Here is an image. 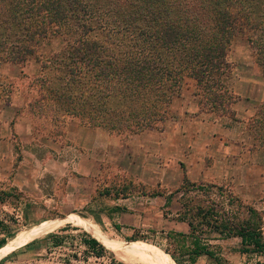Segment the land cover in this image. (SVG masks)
Wrapping results in <instances>:
<instances>
[{"label":"trees","instance_id":"obj_1","mask_svg":"<svg viewBox=\"0 0 264 264\" xmlns=\"http://www.w3.org/2000/svg\"><path fill=\"white\" fill-rule=\"evenodd\" d=\"M262 4L264 0H0V65L33 60L40 71H64L57 77L62 83L51 88L65 104L64 112L118 134L158 128L185 77L194 81L202 110L233 120L231 104L237 96L224 81L233 68L229 42L236 33L247 35L264 73ZM52 38L64 44L42 53ZM40 81L45 84L48 77ZM48 100L39 95L28 104L41 110ZM262 108L264 103L250 121L264 113ZM260 126L264 129L256 121L255 127ZM259 137L254 136L261 143ZM208 184L215 185L184 178L175 190ZM227 204L225 209L221 201L197 204L194 210L183 204L179 219L188 231L180 234L191 237L190 261L213 255L200 236L202 225L219 237H238L241 252L264 254V210L232 198ZM88 232L92 236L81 237L85 244L107 248L97 233ZM48 236L60 240L57 233ZM4 241L0 238V247Z\"/></svg>","mask_w":264,"mask_h":264},{"label":"rangeland","instance_id":"obj_2","mask_svg":"<svg viewBox=\"0 0 264 264\" xmlns=\"http://www.w3.org/2000/svg\"><path fill=\"white\" fill-rule=\"evenodd\" d=\"M262 10L264 4L262 7L259 5V11ZM249 36H254V33ZM48 43L41 49L42 53L59 50L64 44L59 38H52ZM228 59L233 65L229 76L224 78L228 88L232 91V86L241 81V87L238 88L241 96L246 93L252 101L259 100L263 94L264 73L256 62L255 51L247 35L236 33L231 37ZM58 75H64V71H40L33 60L24 65L10 62L0 65V96H3L2 88L12 92L10 94L13 102L16 106L19 105L20 120L27 123L31 136L38 138L39 143L46 142L47 138H53V133L60 135L55 136L57 140H64V131L69 120L78 121L75 117L66 114L65 104L54 97L51 88L62 83L58 81ZM41 77H48V81L42 84ZM39 95H46V98L48 96L50 99L47 103L44 102L45 108L41 109L43 111L29 107L28 104ZM208 113L210 117L230 125L233 130L231 139L248 148L249 161L253 166L250 178H237L233 182H220L215 185L208 184L205 189L191 186L180 190L173 188L166 193L157 189L143 192L141 186L135 185V191L138 190V195L143 192V196L134 199L128 207L123 205L116 214H109L104 209L105 213L102 215L104 219L101 222L97 214L90 215L86 212L91 204L96 208L100 206V200L85 198L82 186H78L77 192L70 188L72 185L71 179L69 180L70 175L67 173L69 171L54 176L50 171L45 170L39 177L43 180L40 191L34 186H28L27 189H23L24 191L13 187L0 188V196H2L0 238L5 239L0 247V264H67V258L72 260L75 258V264H130L120 260L108 247L103 246V249H99L97 245L91 247L85 244L81 237L92 236L88 231H95L98 235L99 233L94 227L81 224L66 222L60 228L50 231L59 234L58 242H55L56 238L46 237L50 233L48 232L26 244L13 243L20 230L66 218L71 214L95 222L110 235L113 243L137 258L159 254L168 257L174 264L176 263L171 255L179 259L180 264H264V254L238 250V237H219L217 232L209 231L203 225L199 227L204 230L200 236L206 238L204 240L208 242L207 246L212 250L213 255L200 254L194 261H190L187 256L192 247L191 237L180 234L187 233L188 227L184 220L179 219L184 203L194 210L197 204L207 205L213 202L216 204L217 201H221L225 209L228 207V198H232L241 204L251 205L256 210H264V129L261 128L262 126L255 127L256 121H260L264 126V113L257 116L255 122L237 117L234 118L237 120H231L228 115L219 116L215 111ZM249 124L251 129H248ZM159 126H162V123ZM256 134L260 136L261 143L254 138ZM14 148L15 154L18 155L21 147L15 145ZM25 150L38 157L39 164L47 165L51 162L50 150L30 145ZM106 201L104 200L105 203ZM197 219L198 217L195 216L194 220ZM129 238L131 239L128 240ZM138 251L141 253L136 254Z\"/></svg>","mask_w":264,"mask_h":264},{"label":"crops","instance_id":"obj_3","mask_svg":"<svg viewBox=\"0 0 264 264\" xmlns=\"http://www.w3.org/2000/svg\"><path fill=\"white\" fill-rule=\"evenodd\" d=\"M194 86L191 78L183 79L158 128H145L125 136L70 119L64 140H57L55 136L60 135L53 133V138L41 143L31 136L27 123L20 120L19 105L13 102L12 92L2 88L0 188L13 187L20 191L34 186L40 191L43 180L39 177L43 171H50L54 176L69 171L70 188L77 192L78 186H82L85 198L100 200V206L91 204L86 212L97 214L103 222L104 209L116 214L144 191L157 189L166 193L179 186L184 178L214 184L250 178L253 166L248 148L231 139L230 125L210 117L208 111L200 108ZM240 87L241 81L232 86V92L238 96L232 110L235 117L248 121L264 103V83L263 94L257 101H252L246 93L242 97ZM15 145L21 147L18 155ZM29 145L50 150L51 162L39 164L38 157L25 150ZM135 185L142 187L141 195L135 191ZM67 259L70 264L72 259ZM75 261L73 258L71 264Z\"/></svg>","mask_w":264,"mask_h":264},{"label":"bare ground","instance_id":"obj_4","mask_svg":"<svg viewBox=\"0 0 264 264\" xmlns=\"http://www.w3.org/2000/svg\"><path fill=\"white\" fill-rule=\"evenodd\" d=\"M79 216L71 214L66 218H61L59 220L47 223L36 224L29 228H24L18 232V235H16L17 237L14 239L13 243L15 245L27 243L28 241L39 237L42 234L54 231L64 225V223L69 222L94 227L98 231L100 237L103 239L109 250H111L123 262L130 264H174L168 257L164 255L154 254L145 258H137L131 255L130 253L113 243L110 240V235L99 228V226L95 222H92L87 218H81Z\"/></svg>","mask_w":264,"mask_h":264}]
</instances>
